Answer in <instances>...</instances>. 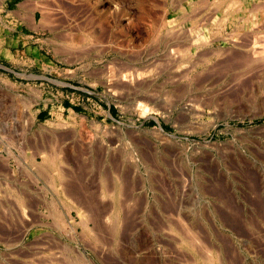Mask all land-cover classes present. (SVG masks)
<instances>
[{
    "label": "rangeland",
    "instance_id": "1",
    "mask_svg": "<svg viewBox=\"0 0 264 264\" xmlns=\"http://www.w3.org/2000/svg\"><path fill=\"white\" fill-rule=\"evenodd\" d=\"M263 35L264 0H0V264H264Z\"/></svg>",
    "mask_w": 264,
    "mask_h": 264
},
{
    "label": "bare ground",
    "instance_id": "2",
    "mask_svg": "<svg viewBox=\"0 0 264 264\" xmlns=\"http://www.w3.org/2000/svg\"><path fill=\"white\" fill-rule=\"evenodd\" d=\"M259 33V35H260V32H258ZM262 33V32H261ZM255 34V33H254ZM248 35V34H247ZM247 35H246V37H247ZM250 35V34H249ZM258 35V38H260V36ZM264 36V35H263ZM251 36H249L248 38H250ZM256 37H257V35H256ZM254 39V38H253ZM253 39H251V40H253ZM257 39V38H256ZM263 39V38H262ZM259 40V39H258ZM243 41V40H242ZM246 41V40H245ZM255 41V40H254ZM260 41V40H259ZM250 42V41H249ZM248 45V44H247ZM246 45V46H247ZM260 46V45H259ZM262 52V51H261ZM264 53V52H263ZM257 55V54H256ZM260 55V54H259ZM253 56V55H252ZM47 155V154H46ZM47 157V156H46ZM53 160V159H52ZM58 166V165H57ZM67 182V181H66ZM65 183V182H64ZM67 184V183H66ZM63 185V184H62ZM64 186H66V185H64ZM63 187V186H62ZM70 187V186H69ZM66 188H68V187H66ZM68 191L69 190H67L66 192L68 193Z\"/></svg>",
    "mask_w": 264,
    "mask_h": 264
}]
</instances>
